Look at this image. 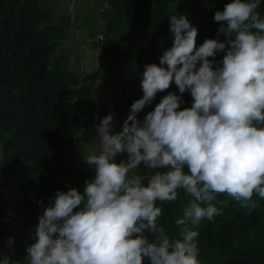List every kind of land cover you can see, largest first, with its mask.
Instances as JSON below:
<instances>
[{
	"label": "clouds",
	"instance_id": "1",
	"mask_svg": "<svg viewBox=\"0 0 264 264\" xmlns=\"http://www.w3.org/2000/svg\"><path fill=\"white\" fill-rule=\"evenodd\" d=\"M262 3L229 0L215 12L223 22L217 37L199 45V27L188 14H170L174 42L159 63L144 65L143 95L131 104L122 130L115 131L108 113L95 126L96 147L82 153L94 177L83 192L56 189L24 260L5 253L0 264H145L146 258L202 264L198 226L222 212L212 201L226 193L255 209L254 196L264 198ZM218 53L222 60L210 59ZM173 82L180 94L167 92L141 120L138 113ZM185 92L193 97L189 107H181ZM125 151L127 159L117 160ZM142 165L148 171H140ZM181 189L194 198L172 235L160 218L164 202L177 200Z\"/></svg>",
	"mask_w": 264,
	"mask_h": 264
},
{
	"label": "trees",
	"instance_id": "2",
	"mask_svg": "<svg viewBox=\"0 0 264 264\" xmlns=\"http://www.w3.org/2000/svg\"><path fill=\"white\" fill-rule=\"evenodd\" d=\"M104 2L108 7L98 10L103 17L98 33H104L107 42L101 48L110 79L108 102L98 110L68 55L58 51L69 41L71 16L60 24L40 0H0V255L8 253L23 261L34 237L24 244L16 233V222L22 221L27 230L35 232L56 189L78 187L83 192L85 181L94 177L95 171L81 168L71 154L76 137L89 128L96 129V124L112 113L110 105L119 118L115 131L122 130L131 104L143 95L139 76L144 65L159 63L163 51L174 42L169 15L177 10L186 12L199 27V45L208 37H217L223 22L214 19L215 12L229 0ZM260 10L264 12V3ZM223 55L210 59L222 60ZM170 91L180 94L173 82L138 113L139 118L143 120ZM181 95L185 100L181 107L191 106L190 92ZM127 157L125 151L117 160ZM140 171L148 170L142 165ZM193 198L181 189L177 200L164 202L160 220L170 234L178 232L181 226L175 220ZM254 198L259 201L255 209L242 207L226 193L212 201L222 212L198 226L202 264H264V198ZM12 214L15 219L9 225L6 218ZM10 236L14 237L11 245ZM145 264H150L147 258Z\"/></svg>",
	"mask_w": 264,
	"mask_h": 264
},
{
	"label": "rangeland",
	"instance_id": "3",
	"mask_svg": "<svg viewBox=\"0 0 264 264\" xmlns=\"http://www.w3.org/2000/svg\"><path fill=\"white\" fill-rule=\"evenodd\" d=\"M72 2L73 0H58L59 4L53 10L56 16L64 17V19H55L56 23L68 22V17L71 16L70 29L68 30L69 41H65L58 51L68 55L72 69L77 75L82 76L83 82H86L87 95L99 110L103 104H107L104 99H107V84L110 79L108 65L102 57V48L92 42L93 36L100 32L102 27L103 17L100 16L98 10L103 6V0H79V6L74 16L71 15ZM96 135L97 129L93 128L79 134L75 140L76 145L71 151L81 168L93 172L95 170L87 165L82 158V153L85 149L94 150ZM2 146L0 140V156L2 155ZM15 230L25 240L24 244L27 239L33 237L32 232L27 230L20 220L16 222Z\"/></svg>",
	"mask_w": 264,
	"mask_h": 264
},
{
	"label": "built area",
	"instance_id": "4",
	"mask_svg": "<svg viewBox=\"0 0 264 264\" xmlns=\"http://www.w3.org/2000/svg\"><path fill=\"white\" fill-rule=\"evenodd\" d=\"M107 7L108 4L104 2L102 8H107ZM92 42L100 47L107 44V42L105 41L104 33H96L93 36ZM14 219H15L14 214L9 215L8 218H6V222L10 225V223H12Z\"/></svg>",
	"mask_w": 264,
	"mask_h": 264
},
{
	"label": "crops",
	"instance_id": "5",
	"mask_svg": "<svg viewBox=\"0 0 264 264\" xmlns=\"http://www.w3.org/2000/svg\"><path fill=\"white\" fill-rule=\"evenodd\" d=\"M40 1H41V4H42L43 8L48 9V10H52V11L54 10V7L59 4L58 0H50V1H48V0H40ZM53 13L55 14L54 11H53ZM57 18L58 19H64L63 16L60 15V17H59V16H56V14H55V19H57Z\"/></svg>",
	"mask_w": 264,
	"mask_h": 264
},
{
	"label": "water",
	"instance_id": "6",
	"mask_svg": "<svg viewBox=\"0 0 264 264\" xmlns=\"http://www.w3.org/2000/svg\"><path fill=\"white\" fill-rule=\"evenodd\" d=\"M78 6H79V0H73L72 2V7H71V15L74 16L77 9H78ZM99 93V92H98ZM106 102H108V100L105 98L104 99ZM110 109L112 111V113H114V116H115V119H114V124L118 123L119 122V118H118V115L117 113L115 112L114 108L110 105Z\"/></svg>",
	"mask_w": 264,
	"mask_h": 264
}]
</instances>
